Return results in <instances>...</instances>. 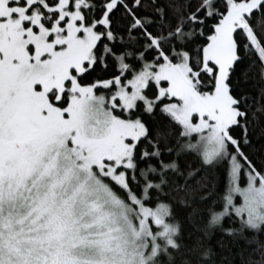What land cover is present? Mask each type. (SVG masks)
I'll list each match as a JSON object with an SVG mask.
<instances>
[{
	"label": "snow or ice",
	"instance_id": "snow-or-ice-1",
	"mask_svg": "<svg viewBox=\"0 0 264 264\" xmlns=\"http://www.w3.org/2000/svg\"><path fill=\"white\" fill-rule=\"evenodd\" d=\"M0 264H264V0H0Z\"/></svg>",
	"mask_w": 264,
	"mask_h": 264
}]
</instances>
